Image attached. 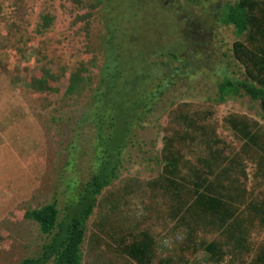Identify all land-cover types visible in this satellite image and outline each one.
I'll return each mask as SVG.
<instances>
[{
  "label": "trees",
  "instance_id": "obj_1",
  "mask_svg": "<svg viewBox=\"0 0 264 264\" xmlns=\"http://www.w3.org/2000/svg\"><path fill=\"white\" fill-rule=\"evenodd\" d=\"M75 1L88 9L73 23L84 22L91 58L72 70L41 66L25 87L61 95L81 112L79 125L91 130L96 165L87 180L67 181L63 214L56 201L25 211L24 217L51 238L38 255L19 264L84 263L98 197L119 178L134 132L160 107L166 123L158 121L163 134L159 170L143 185L147 206L139 205L155 212L164 232L154 233L150 223L144 228L143 219L134 218L128 231L109 237L113 256L107 264H264V0L221 6L218 21L233 27L237 39L218 64L215 96L205 102L171 101L167 107L162 103L178 82L201 71L196 60L204 48L164 46L137 54L141 28L123 27L112 18L120 6L109 0ZM150 1L174 14V0ZM95 18L102 31L91 39ZM52 24L46 14L40 29ZM63 81L66 86H59ZM237 97L256 103L260 119L230 113L220 123L214 105ZM221 125L234 140L221 134ZM117 208L113 203L111 212ZM177 230L185 236L181 244L162 247L163 235Z\"/></svg>",
  "mask_w": 264,
  "mask_h": 264
},
{
  "label": "rangeland",
  "instance_id": "obj_2",
  "mask_svg": "<svg viewBox=\"0 0 264 264\" xmlns=\"http://www.w3.org/2000/svg\"><path fill=\"white\" fill-rule=\"evenodd\" d=\"M234 1L174 0V14H170L150 0H109L112 6H120L119 14L113 11L112 18L123 27L135 24L141 28L140 44L134 49L137 54L164 46L185 51L204 48L198 49L203 53L196 60L201 71L179 81L163 107L171 101L205 102L215 96L218 64L237 39L233 27L219 23V10ZM87 10L75 0H0V264H19L41 252L51 237L26 219L25 211L56 201L63 214L67 181L87 180L96 165L91 130L79 125L81 112L61 95L36 94L25 87L41 66L72 70L91 58L86 52L84 22L73 23L76 15ZM46 14L53 17V24L42 31L40 24ZM101 31L95 18L91 39ZM59 86L65 87L66 82ZM214 106L220 123L230 113L260 119L257 104L248 97ZM162 113L158 108L145 127L134 132L119 178L98 197L88 224L83 264H107L113 256L109 237H117L121 229L128 231L137 218L143 219L144 228L147 222L154 233L163 231L155 212L139 205L144 201L147 206L143 185L159 170L156 157L163 134L158 121L166 123ZM220 132L234 140L223 127ZM113 203L118 204L115 212H111ZM94 234L99 237L93 239Z\"/></svg>",
  "mask_w": 264,
  "mask_h": 264
},
{
  "label": "clouds",
  "instance_id": "obj_3",
  "mask_svg": "<svg viewBox=\"0 0 264 264\" xmlns=\"http://www.w3.org/2000/svg\"><path fill=\"white\" fill-rule=\"evenodd\" d=\"M185 236L183 234V230H177L172 236H168L166 234L163 235V238L160 240V244L162 247L170 248L173 247L177 243H181L184 240Z\"/></svg>",
  "mask_w": 264,
  "mask_h": 264
}]
</instances>
